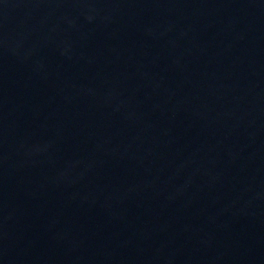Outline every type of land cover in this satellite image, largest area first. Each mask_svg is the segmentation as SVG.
Masks as SVG:
<instances>
[{
	"label": "water",
	"instance_id": "obj_1",
	"mask_svg": "<svg viewBox=\"0 0 264 264\" xmlns=\"http://www.w3.org/2000/svg\"><path fill=\"white\" fill-rule=\"evenodd\" d=\"M0 264H264V0H0Z\"/></svg>",
	"mask_w": 264,
	"mask_h": 264
}]
</instances>
